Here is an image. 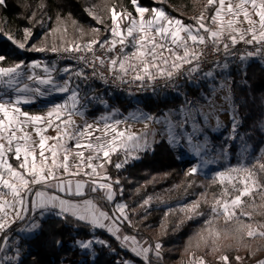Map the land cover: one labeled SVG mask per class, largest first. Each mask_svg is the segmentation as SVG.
<instances>
[{"label": "snow or ice", "instance_id": "1", "mask_svg": "<svg viewBox=\"0 0 264 264\" xmlns=\"http://www.w3.org/2000/svg\"><path fill=\"white\" fill-rule=\"evenodd\" d=\"M135 5V11L139 18L133 17L131 12H117L113 6L109 9L112 26L108 31L111 34V40L101 41L99 38H92L85 43L74 41L63 48L64 52L82 53L77 57L79 61L93 69L92 75L97 76L96 65L104 66L107 63L108 71L115 79L125 81L129 77L131 81L143 82L146 79L155 81L156 79L171 80L176 75L181 74L187 65L186 74L191 77L201 71V57L205 55L204 48L211 44L214 52H220L221 48L225 54L229 53L230 45L234 47L240 42L247 45H257L254 52L246 53L241 56V60L246 57L259 55L264 50V0H207V8L215 6L214 12L210 17L205 16V11L193 17L195 24H184L180 19L170 17L162 8H152L139 6L137 0H131ZM5 0H0V5H4ZM150 13L147 18L145 14ZM90 14H92L90 12ZM94 15V14H93ZM94 18L103 23L99 16ZM127 21V26L123 27V21ZM247 25L243 27L242 25ZM2 31V30H0ZM66 31V29H65ZM98 32L99 29H93ZM82 32V30H81ZM31 36V32L25 29L26 39ZM7 39L17 44L20 49L26 47L25 42L17 41L12 35H7ZM121 46L120 53L105 57L96 55L95 48L99 45L105 53L115 51L116 45ZM131 47V52H125V49ZM35 51H45L44 48H36ZM52 52L59 49L53 47ZM91 53L92 58L88 59L85 55ZM5 56L0 55V62L5 61ZM217 67L227 68V63L223 65L217 63ZM31 69L40 68L39 62H33L28 65ZM24 62L21 61L12 66H2L0 63V85L17 93L13 98L8 92L0 89V232L10 228L17 220H24L31 212H39L43 216L46 211H54L59 218L67 219L70 215L78 222H84L91 229H105L112 237L120 242L122 247L129 248L136 256L142 257L147 264H153L150 259V253L155 257H161L162 244L155 242L148 244L141 243L135 235L122 234V226L127 223L132 226L127 213L128 205L125 203H116L115 213L109 214L101 210L91 199L74 201L65 199L55 192L48 191L56 189L59 192H67L69 195L82 196L83 189L91 185V191L103 190L106 192V199L113 201L116 190L113 184L119 185V179L112 180L111 177L101 176L100 170L105 168L106 164H111V157L118 152H123L124 158L115 163L114 167L120 169L129 162L130 159H139L134 156V152L147 150L150 147L147 131L148 125L145 124V130L136 133L130 130V126L120 129L118 126L124 123L121 120H115L112 123L105 122L103 129L93 125L84 124L77 126L73 116L83 115L79 111L80 97L78 85L71 87V78L65 80L63 84L55 82L53 72L55 68L47 64L43 65L44 75H38L35 71L26 74L22 69ZM65 73L72 72L71 66L65 67ZM74 75L85 80L88 79L84 69L74 72ZM101 79H105L102 72L99 73ZM205 78H214V70L203 73ZM35 81L39 85H50L61 93H71L69 99L71 103L65 101L61 104L53 105L45 115H30L22 111L19 105L30 103L31 99L23 93L34 92L41 96L45 95L40 87L29 88L27 83L21 87L23 80ZM226 85L221 84L224 88ZM215 88L212 94H215ZM224 100L229 102L230 95H225ZM210 112L204 113L202 109L191 106L182 107V119L174 121L171 114H164L162 117H153L144 113L139 116L130 114L132 119H143L145 121H154L161 124L163 132L152 131V135L165 134L169 144L174 147L179 145L182 140L192 144L196 136L193 134L183 135L182 130L190 120L195 122V116L203 118L205 126L208 118L215 115L218 110L215 105L209 102ZM232 108L231 104L229 105ZM223 111L224 109H219ZM234 113V109H233ZM107 121L108 117H101ZM216 128L222 127V122L216 116ZM232 133L236 132L237 122L233 114ZM34 126V132L39 138L38 143L33 141L32 135L25 131V127ZM55 127L57 135L49 137L45 132L50 127ZM75 128V131L70 129ZM199 125L197 124V129ZM94 132L101 133L94 135ZM19 134V135H18ZM230 134V139H235V135ZM74 140L76 151L72 153L65 144L64 138ZM53 140L56 143L48 145L47 141ZM86 143H81V141ZM95 141V142H93ZM206 148V145H205ZM89 155L85 156V151ZM264 152V149L261 150ZM46 152L48 155H46ZM201 149L197 145L196 154L200 155ZM9 153H12L14 159L18 161V166L14 167L7 159ZM74 154L78 159L75 164H70V155ZM90 170V171H88ZM199 168L193 166L188 175H194ZM235 174V175H233ZM261 174H264V163L259 158L253 164H240L230 168L227 172H217L213 177V182L221 185L219 195L213 196L210 205L211 218L205 221L206 227L197 234L198 242L208 246L211 243V251H220L221 239H233L237 245H243L246 239L253 240L257 237L264 239V223H253V214L257 212L258 207H264V204L257 205V195L261 201H264V182ZM88 177L87 181L76 180L75 190L73 191V181L65 179L67 176ZM107 181V182H101ZM10 197V199L8 198ZM248 198L251 203L245 201ZM151 197L143 201L141 207L149 205ZM205 202L206 198H205ZM252 211H245V207ZM200 202L197 201L191 206L182 208L181 211L197 213ZM167 215V213H166ZM223 217L226 227L223 232L215 227V222L219 217ZM189 219L192 217L189 216ZM247 218L249 222H245ZM39 228L35 221L31 223L29 230ZM5 245L8 237L4 238ZM61 243V241H56ZM74 243L81 249L91 250L95 244L105 247H111L108 241L91 238L87 240H75ZM231 247V245H229ZM254 255V253H250ZM4 259H8L4 257ZM234 259L241 262L244 258L235 256ZM219 264H231L228 254H222L217 257ZM122 264H132L131 261H123ZM190 264H207L203 257L191 256ZM256 264H264V259L256 261Z\"/></svg>", "mask_w": 264, "mask_h": 264}, {"label": "trees", "instance_id": "2", "mask_svg": "<svg viewBox=\"0 0 264 264\" xmlns=\"http://www.w3.org/2000/svg\"><path fill=\"white\" fill-rule=\"evenodd\" d=\"M137 3L149 10L163 6L184 21L194 22V19L185 16L181 11L201 13L205 11L207 0H137ZM90 5L99 9L103 23L98 22L90 14L88 11ZM113 6L116 9H123L124 12L133 10L131 0H5L4 5H0V30L3 31L8 20L23 28L32 29L35 35H40L45 25L48 24L55 35L71 38L82 36L81 43L92 38H99L103 41L111 37L108 31L109 9ZM214 10L215 6L207 8L206 17H210ZM122 26H127L126 20L123 21ZM93 29H99V31L93 32ZM0 55L6 58L4 62H1L3 66H12L21 61L25 64L38 56L33 52L20 50L12 41L1 36ZM230 57L229 55V60L233 62L230 72L232 91L237 100L243 97L246 101L245 105H240L242 113L240 128L248 130L257 124L264 114V56L246 57L240 60V67L237 66L235 59ZM85 83L81 77H78L75 82V84L82 85L81 91L85 93L83 99L93 93L92 87L90 85L85 87ZM202 90L210 94L213 89L207 85L197 84L188 87L186 95L197 96ZM143 100L146 110L158 114L163 113L169 107L187 103V100L179 98L178 95L165 94L157 90L143 96ZM112 101L125 113L133 108L128 95L116 93ZM11 162L16 167L18 166V161L14 159L13 154ZM192 165L193 161L179 159L169 142L162 139L154 145L153 149L145 151L140 159L127 164L115 175L120 179L117 185L118 192H120L118 198H123L131 207L138 208L136 213L131 214L134 217V225L124 224V229L128 234L135 235L139 241H144L147 238V230L155 228L158 242L162 244L161 251L167 262L177 260L181 264H189L192 254L202 256L211 247V243L208 246L200 243L197 247V234L204 230L205 222L188 221L185 223L179 213L168 212L165 208L158 206L148 212H143L141 205L145 199L159 192L170 195L165 200L169 203L182 199L195 191H198L201 197L213 200L214 194L219 195L221 185L218 182L214 183L213 177H203L198 172L194 175L185 174L184 167ZM110 170L111 174L116 173L114 165L110 166ZM261 179L264 182V174H261ZM87 195L77 198H84ZM256 204L259 206L264 204V201L257 198ZM245 210L252 211L247 206ZM242 219L249 222L247 218ZM24 222L26 219L22 220L18 226ZM251 222L264 223V207H258ZM214 226L223 232L226 227L231 228L233 225L226 226L221 216ZM95 235L108 241L111 247L98 245L91 254L83 251L74 243L75 240L91 239ZM56 241H61V243L58 244ZM22 243L30 249V252L23 256L18 264H122L125 260L135 264H144L143 260L126 247H122L111 234L100 229H91L87 224L78 222L70 215L67 219L59 218L57 215L45 218L37 233L23 238ZM219 243L221 245L219 252L228 254L231 264L237 262L234 259L235 256L241 257L251 252L254 255L264 254V239L259 237L253 240L246 239L244 243L247 247L237 245L231 238L221 239ZM150 259L153 264H165V261L161 257L157 259L154 253H151Z\"/></svg>", "mask_w": 264, "mask_h": 264}, {"label": "rangeland", "instance_id": "3", "mask_svg": "<svg viewBox=\"0 0 264 264\" xmlns=\"http://www.w3.org/2000/svg\"><path fill=\"white\" fill-rule=\"evenodd\" d=\"M162 1V0H158ZM141 6L140 4H138ZM135 5L132 7V15L135 18H139V14L135 11ZM156 8H162L164 11L172 18L174 19H180L183 21L184 24H195L194 22H186L182 18L174 15L170 11L166 10L163 6H159ZM116 9V8H115ZM88 11L91 12L92 16H99L102 19V14L100 13L99 9L96 8L94 5H90L88 7ZM117 12H124L123 9H116ZM182 14L185 16L192 18L198 16L200 13L193 12V13H186L181 11ZM94 14V15H93ZM149 15L146 13L145 18H147ZM206 16V14H205ZM97 20V19H96ZM110 24L108 29L112 26V20L109 16ZM98 21V20H97ZM243 27H247V25H242ZM25 29L16 23H13L11 21H6V26L3 29V31H0V36L2 38L7 39V35H12L13 38L20 42H25L26 47L24 49H20L17 44H15L20 50L27 51V52H33L37 54L38 56L33 58L28 63L24 64V68L22 71H24L26 74H31L32 71H35L38 75H44L43 72V65L47 64L49 66H52L55 68V71L53 72V76L56 83L63 84L65 80H68L71 78L72 84L71 87L76 88L78 85V93L80 97V105L79 111L83 113V115L76 114L73 116V119L76 122L77 126H83L84 124H90L93 125V129L96 127H99L100 129H103V125L105 122L112 123L115 120H121L124 123L120 124L118 127L120 129H124L127 126H130V130L132 132L140 133L145 130V124L148 125L147 131L149 132L148 140L150 147L147 150L134 152V156H139V159L141 155L148 150L153 149L154 142L157 139L159 142L162 139H167V136L165 134H157L153 136L151 133L153 130H155L157 133H162V125L155 123L154 121H145L143 119H132L129 118L128 120L124 115V112L117 107L112 99L109 104L99 105L96 106L91 103L92 94L86 99H83L85 96V93L81 91L82 85L81 84H75L77 81V76L74 75V72L76 70H79V66H77L73 61L71 60H64L60 59L58 55L56 54L59 51H63L64 47H67L69 44H71L74 41H82V36H76V37H66V36H59L55 35L52 31V29L48 26V24L45 25V28L41 32L40 35H35L32 29H28L31 32V36L26 39L25 37ZM112 37H109L107 40H111ZM13 42V41H12ZM33 46L36 48H44L45 51H35L33 50ZM55 47L59 49L57 52H52L51 49ZM133 49L131 47H128L125 49V52H131ZM253 52V51H251ZM262 53V52H261ZM259 54V56H264V54ZM228 55V56H227ZM230 58H233L231 54H226V56L219 60L217 63L220 65H223L225 62L227 63V68L223 69L221 67H217V63H215L209 70H214V78H205L202 76L201 81L199 84L207 85L209 88L213 89L215 88V94L212 93H206L205 91H201V93L197 96H187L186 93H184L182 96L178 95L179 98H182L184 100H187L186 104H181L177 107H169L163 111V113L158 114L154 113L152 111H148L144 108L143 102L144 100L140 101L138 104H133V108L128 112L129 117L130 114H135L139 116L140 113H144L147 115H151L153 117H162L164 114H171L174 121L182 119L181 116V109L182 107L189 106V102H191V106L195 108L202 109L204 113H208L211 111L209 107V102L216 106L218 109L215 112V115L210 116L208 118L207 124L205 126V123L203 121V118L199 115L195 116V122L190 120L187 125H185L184 129L182 130L183 135L187 136L188 134H193L197 137L193 141L192 144H189L186 142V140H182L179 145L173 146L170 144L171 148L177 155V157L181 160H190L193 161L192 166H185L184 167V173L188 174L189 170L193 166H197L199 168L198 173H200L203 177H214L217 172H227L228 169L236 167L240 164H253L256 162V160L259 158L260 162L263 163V156L264 152L261 150L264 149V114L262 119L252 126L250 129L245 130L240 128L242 124V113L240 109V105H245L246 101L242 97L240 100H237L234 96V93L232 91V78L230 75L231 72V66L232 61L229 60ZM258 56V55H256ZM228 57V58H227ZM50 61V62H49ZM33 62H39L41 64L40 68L31 69L28 67V65L32 64ZM62 62H65V64H61ZM1 63V62H0ZM239 65L241 66V62H239ZM3 66V65H2ZM71 66L72 72L65 73L62 70L67 67ZM238 66V65H237ZM238 66V67H240ZM206 71V72H207ZM205 73V72H204ZM24 83H27L29 85V88H35L40 87L42 91H45V95L41 96L39 94H36L34 92H26L23 93V95L29 97L31 99L30 103L24 104L23 102L19 105V107L22 109V111L28 112L30 115H45L47 111L55 104H61L65 101H68L70 104L71 101L69 99L71 93H61L55 91L52 86L50 85H39L38 82L35 81H28L23 80L21 83V87ZM225 84L226 86L224 88H221V84ZM85 87L89 86V84L85 83ZM91 87V86H90ZM0 89H3V91L8 92L10 95L15 97V95H18L14 91L5 88L3 85H0ZM157 91L163 92L165 94H172V93H166L164 90L155 89ZM154 90V91H155ZM152 91L151 93H153ZM118 93V92H116ZM115 93V94H116ZM149 93V94H151ZM124 94V93H121ZM126 95V94H125ZM148 95V94H146ZM176 95V94H175ZM225 95H230L231 100L229 102H226L224 100ZM130 97V95H129ZM131 99V97H130ZM231 104L232 108L230 109L229 105ZM263 108H264V100H263ZM219 109H224L223 111H220ZM234 109V113H233ZM235 115L236 122H237V128L236 132L232 133V120L231 116ZM218 116L220 121L222 122V127L216 128V119L215 117ZM101 117H108L107 121L102 120ZM197 124L199 125V130L197 129ZM71 131H75L76 129H70ZM25 131L29 132L32 135L33 141L38 143L39 138L36 136L34 132V126L29 125L25 127ZM101 133L94 132V135H100ZM230 134L235 135V139H230ZM19 135V134H18ZM45 135L49 137H53L57 135V131L55 127H50L45 132ZM66 147L74 153L76 151L75 149V143L74 140H68L67 137L64 138ZM95 142V141H93ZM56 141L49 140L47 141L48 145L54 144ZM81 143H86V141H81ZM197 145H199L201 152L200 155L196 154L197 151ZM206 145V148H205ZM85 151V156L89 155V151L81 149ZM11 155L12 153H9L7 156V159L10 163L11 162ZM46 155L48 153L46 152ZM116 158V159H115ZM124 158L123 152H118L117 154L112 155L111 160L113 163L106 164L105 168L103 170H100L101 176L107 175L112 178V180L119 179L118 176L115 177L117 172L124 168L127 164H131L134 161L138 159H130L127 164H125L124 167L120 169H116V173L111 174L110 166L115 165V163L120 162ZM77 157L72 154L70 155V164H75L77 162ZM115 160V162H114ZM19 163V162H18ZM12 165L16 167L13 163ZM89 171V170H88ZM235 175V174H233ZM71 178H77L79 177V180L83 179L84 181L88 179V177H85L83 175L80 176H70ZM120 181V179H119ZM117 187V184H116ZM120 192H118V189H116V203H125L128 205L127 213L129 215V219L132 222V225H134V217L131 215L132 213H136L138 211V208L131 207L123 198H118V195ZM152 199L149 203V205L141 207L143 212H148L152 208L162 207L165 208L168 212H176L179 213L182 218L184 219L183 222L193 221L194 223H202L206 220L211 218V211H210V205L212 203V200L208 199L207 197H201L200 193L198 191H195L192 194L186 195L182 197V199L175 200L174 202H165L170 195L169 194H163L161 192L157 193L156 195L150 196ZM10 199V197H8ZM149 198V197H148ZM205 198L206 201L205 202ZM257 198L259 196L257 195ZM246 202L251 203V201L248 200L247 197L244 198ZM200 202V207L197 209V213H189L181 211L182 208H185L186 206H191L195 202ZM143 205V203H142ZM245 210V209H244ZM246 211V210H245ZM35 215H37L35 213ZM191 216L192 218L189 219L188 217ZM44 216H41L42 219ZM21 220H17L14 224L11 225L10 228L6 229L4 232H0V240L4 238L5 236L8 237L7 243L5 245L4 239L0 242V264H18L21 258L27 254H29L30 249H26L25 245L22 243V240L24 237H28L33 234L27 233L24 226H21L17 231H14L15 228L20 224ZM30 228L28 227L27 230ZM146 239L153 240V242H158L156 229H149L147 230ZM79 240H87V239H79ZM150 241V240H149ZM99 244H95L93 246V249L91 250H84L91 254L94 253L95 247H97ZM162 252V251H161ZM253 253V252H251ZM222 252H212L211 247L204 252L202 256H199L197 254H194L197 258L203 257L204 260L209 264L210 262H219L217 260V257L222 255ZM163 255V253H162ZM161 255V256H162ZM264 256V254L260 255H241L243 257V260L248 259H258ZM4 257H7L8 259H4ZM169 264H181L177 260L168 261ZM238 262H235L236 264ZM190 264V262H189Z\"/></svg>", "mask_w": 264, "mask_h": 264}, {"label": "built area", "instance_id": "4", "mask_svg": "<svg viewBox=\"0 0 264 264\" xmlns=\"http://www.w3.org/2000/svg\"><path fill=\"white\" fill-rule=\"evenodd\" d=\"M257 45H247L243 42L238 43L234 47L230 45L229 54L232 55V57L235 59V62L238 66L239 62L241 60V56H244L247 52L255 51ZM121 46L119 44L116 45L115 51L112 53H105L104 49L100 48L99 45L95 48V54L96 55H104L112 56L120 53ZM205 55L201 57V71L199 73L193 74L191 77H189L186 74L187 71V65L185 66V69L182 70L181 74L176 75L171 80L166 79H156L155 81H149L145 80L143 82L140 81H131L130 75L129 77H125V81H121L118 79H115L114 76L109 73L107 63L104 66H100L99 63L96 65V70L98 72L97 76H93L92 72L93 69L91 67H88L84 64V62L79 61L77 59L78 56H80L82 53H68L64 51H59L56 54L60 59H68L73 61L77 66H79L80 69H84L86 75L88 76V79L84 81L89 84L93 89V95L91 98L92 104L99 106L104 104H109L111 102V99L113 95L118 93H124L126 95H130L131 102L133 104H138L140 101L143 100V96L146 94L151 93L155 89H160L166 91V93H172L176 95L182 96L184 93H186L188 87L194 86L199 84V82L202 79L203 73L209 70L215 63H217L219 60H222L226 54L223 52L222 48L220 52H214L211 44H209L206 48H204ZM262 53L264 54V50H262ZM261 53V54H262ZM228 54V53H227ZM88 59L92 58L91 53L85 54ZM102 72L104 74L105 79H101L99 76V73ZM150 242L154 244L153 240L149 238ZM162 255V252H161ZM161 258L165 261L164 255L161 256ZM264 259V256L258 259H248V260H242L239 262V264H256V261ZM165 264H169L167 261H165ZM209 264H217L215 262H210ZM238 264V263H236Z\"/></svg>", "mask_w": 264, "mask_h": 264}, {"label": "crops", "instance_id": "5", "mask_svg": "<svg viewBox=\"0 0 264 264\" xmlns=\"http://www.w3.org/2000/svg\"><path fill=\"white\" fill-rule=\"evenodd\" d=\"M124 115L126 116V117H128V118H126L127 120L130 118L129 117V114L128 113H125L124 112ZM157 139L155 140V142H154V145L157 143ZM90 171V170H89ZM65 179H71L72 181H73V191L75 190V181L76 180H79V177H77V178H71L70 176H67V177H65ZM81 180H83V179H81ZM88 179H86L85 181H87ZM101 182H107V181H101ZM113 188L116 190L117 189V187H116V184H113ZM48 191H50V192H55L57 195H59V196H61L62 198H65V199H71V200H74V201H82L83 199H91V200H93V202L95 203V204H97V206L101 209V210H103V211H107V212H109V214L111 215V214H114L115 213V207H114V205H115V200H116V195H115V197H114V199H113V201H108L107 199H106V192L105 191H103V190H98V191H96V192H92L91 191V185L89 184L88 186H86L84 189H83V195L82 196H84V195H86V194H88L87 196H85L84 198H77L78 196H74V195H69L67 192H59V191H57L56 189H49ZM54 211L55 210H53V211H51V212H49V211H46L45 212V214L43 215L44 217L42 218V219H38V218H41V215H39V212L38 211H36V212H31V213H29L27 216H26V222H24L23 224H21L20 226H18L19 228L21 227V226H24V228H25V230L27 231V233H29V234H36L37 233V231L39 230V228H40V226H41V223H42V221L45 219V218H47V217H49V216H52V215H55L54 214ZM35 213L37 214V215H35ZM22 221V220H21ZM20 221V222H21ZM33 221H35V222H37L38 224H39V228H37V229H35V230H30V231H28L27 230V228L29 227H31V223L33 222ZM124 224H127V223H124ZM124 224H123V226H122V234H124V235H131V234H128L127 233V231L124 229ZM15 228L14 229V231H17V233H18V229L19 228ZM94 230H98V229H94ZM100 230H103V231H105V232H107L105 229H100ZM108 233V232H107ZM109 234V233H108ZM30 236H32V235H30ZM30 236H28V237H30ZM24 238H26V237H24ZM93 238H98V239H102V240H104L101 236H97V235H95ZM144 242H147L148 244H152L149 240H147V239H145L144 241H141V243H144ZM100 245V244H99ZM26 249H29L28 247H25ZM128 250H130L129 248H127ZM133 253V252H132ZM150 255V257H151V253L149 254ZM141 260H143V258L142 257H139ZM125 261H129V260H125ZM143 263L144 264H147V262H145L144 260H143ZM132 264H135V263H133L132 262Z\"/></svg>", "mask_w": 264, "mask_h": 264}]
</instances>
